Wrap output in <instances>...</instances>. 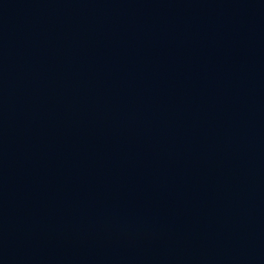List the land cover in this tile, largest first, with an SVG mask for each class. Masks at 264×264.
Returning <instances> with one entry per match:
<instances>
[{
	"label": "water",
	"instance_id": "water-1",
	"mask_svg": "<svg viewBox=\"0 0 264 264\" xmlns=\"http://www.w3.org/2000/svg\"><path fill=\"white\" fill-rule=\"evenodd\" d=\"M0 264H264V0H0Z\"/></svg>",
	"mask_w": 264,
	"mask_h": 264
}]
</instances>
